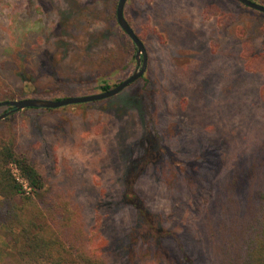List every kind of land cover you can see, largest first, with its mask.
Segmentation results:
<instances>
[{
  "label": "rangeland",
  "instance_id": "obj_1",
  "mask_svg": "<svg viewBox=\"0 0 264 264\" xmlns=\"http://www.w3.org/2000/svg\"><path fill=\"white\" fill-rule=\"evenodd\" d=\"M118 2L0 0V103L98 94L99 81L131 76L137 63L124 65L129 44L113 21ZM125 11L148 54L144 76L111 99L17 112L0 121V141L14 139L49 189L68 191L86 230L99 225L112 264H187L175 239L161 247L146 239L123 202L144 159L141 140L156 135L162 156L134 176L133 189L196 264H217L209 209L240 168L264 157V76L243 59L246 51L264 55V14L237 0H127ZM101 47L116 56L110 66L87 54ZM48 51L54 65L41 68ZM84 69L95 70L94 80H68ZM248 177L249 188L260 185ZM4 241L0 231V252Z\"/></svg>",
  "mask_w": 264,
  "mask_h": 264
},
{
  "label": "trees",
  "instance_id": "obj_2",
  "mask_svg": "<svg viewBox=\"0 0 264 264\" xmlns=\"http://www.w3.org/2000/svg\"><path fill=\"white\" fill-rule=\"evenodd\" d=\"M252 1L264 5V0ZM69 15V25L72 24L70 30H76L78 25L74 23L77 22V18ZM124 15L133 28L125 10ZM66 19L61 18L59 26H62V21ZM113 21L119 27L116 11ZM123 34L129 44L128 58L124 65L130 60L137 63V48L124 31ZM137 36L143 42V38L138 34ZM67 46L72 44L67 43ZM87 51L92 59L99 57V60L108 62L107 66L115 62L116 56L105 47H101L100 52L94 55L92 54L95 52L94 49L90 48ZM243 59L248 72L264 76V55L246 51ZM46 64L54 65L53 55L49 51L45 52L40 61L41 68H45ZM94 71L84 69L73 72L75 76H70L68 80H94L96 75ZM26 74L25 71L19 73L24 77ZM117 85L102 80L94 87L101 92H107ZM70 86L76 87L74 85L68 87ZM9 101L17 100L12 98ZM30 110L38 111L36 109L24 111ZM141 141V144L146 145L144 159L131 170V177L128 178L130 182L124 184L123 202L137 211L138 224H141L146 239L155 240L160 247L165 240L175 239L186 263L196 264L186 251L182 240L162 226L160 217L151 215L143 199L133 189L134 176L142 173L150 163L157 164L162 156L156 135L147 133ZM123 148L122 156L128 149ZM256 161L258 166L253 170L240 168L236 172L225 192L219 194L210 207L209 216L205 219L206 224L210 225L209 236L217 264H264V157L257 155ZM14 168L18 170L19 177L27 183L31 190L30 194L18 180ZM244 172L249 176L247 179H251L253 175L258 176L260 185L249 188L247 181H244L246 180ZM54 190L59 191L48 188L46 179L37 166L25 154L17 151L14 139L0 141V231L5 238L3 250L0 252V264H112L106 253L108 241L101 235L99 225L86 230L81 206L66 189Z\"/></svg>",
  "mask_w": 264,
  "mask_h": 264
},
{
  "label": "water",
  "instance_id": "obj_3",
  "mask_svg": "<svg viewBox=\"0 0 264 264\" xmlns=\"http://www.w3.org/2000/svg\"><path fill=\"white\" fill-rule=\"evenodd\" d=\"M237 1L251 10L258 11L264 14V5L256 3L252 0H237ZM126 4H127V0H119L116 10V16L119 27L121 28L122 31H124L127 34V36L131 39V41L134 43V45L137 48V53H136L137 69L134 71V73L131 76L123 80L121 83H119L115 88L111 89L110 91L101 92L98 94L81 96V97H69L61 100H45V99L30 98V99H23L17 101L1 102L0 108H7L8 110L3 115L0 116V121L5 120L11 115L26 109L54 110L72 105L88 104V103H94V102L111 99L118 96L124 90H126L131 85H133L138 80H140L144 76L147 70L148 54L144 43L139 39L133 28L130 26L129 22L125 18L124 10Z\"/></svg>",
  "mask_w": 264,
  "mask_h": 264
},
{
  "label": "built area",
  "instance_id": "obj_4",
  "mask_svg": "<svg viewBox=\"0 0 264 264\" xmlns=\"http://www.w3.org/2000/svg\"><path fill=\"white\" fill-rule=\"evenodd\" d=\"M13 171H14L15 175L18 177V180L20 181V183H22V184L24 185V188H25L26 192H27L28 194H30V193H31V190H30V188L28 187L27 183H26L22 178L19 177V172H18V170H17L16 168H14Z\"/></svg>",
  "mask_w": 264,
  "mask_h": 264
}]
</instances>
